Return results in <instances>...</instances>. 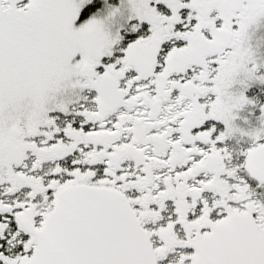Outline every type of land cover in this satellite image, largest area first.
I'll return each instance as SVG.
<instances>
[{
  "label": "snow or ice",
  "instance_id": "6c2138e0",
  "mask_svg": "<svg viewBox=\"0 0 264 264\" xmlns=\"http://www.w3.org/2000/svg\"><path fill=\"white\" fill-rule=\"evenodd\" d=\"M264 0H0V264H264Z\"/></svg>",
  "mask_w": 264,
  "mask_h": 264
},
{
  "label": "rangeland",
  "instance_id": "374dc122",
  "mask_svg": "<svg viewBox=\"0 0 264 264\" xmlns=\"http://www.w3.org/2000/svg\"><path fill=\"white\" fill-rule=\"evenodd\" d=\"M262 43H264V41H262Z\"/></svg>",
  "mask_w": 264,
  "mask_h": 264
}]
</instances>
